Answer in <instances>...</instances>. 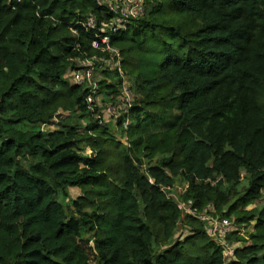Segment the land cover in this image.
Instances as JSON below:
<instances>
[{"label":"trees","instance_id":"obj_1","mask_svg":"<svg viewBox=\"0 0 264 264\" xmlns=\"http://www.w3.org/2000/svg\"><path fill=\"white\" fill-rule=\"evenodd\" d=\"M144 5L110 36L135 94L114 121L67 76L109 8L0 0V264H264V0ZM177 199L232 221L235 256Z\"/></svg>","mask_w":264,"mask_h":264},{"label":"built area","instance_id":"obj_2","mask_svg":"<svg viewBox=\"0 0 264 264\" xmlns=\"http://www.w3.org/2000/svg\"><path fill=\"white\" fill-rule=\"evenodd\" d=\"M98 3L109 8L113 14V19L110 22L103 23L100 30L104 34H97V38L92 41V48L98 54L83 59L80 65L81 68L68 73L67 76L74 83L87 84L89 89L87 101L90 104L97 103V106L102 109L104 119L116 121L129 111L135 100V94L130 81L124 74L123 55L119 49L111 45L110 36L126 28V25L133 18H137L144 13L145 0H98ZM84 25L87 29H95L97 26L96 17L90 16ZM99 69L117 70L122 78L117 92L110 96L112 100L107 103H104V96L98 93L100 88L98 85L100 79L97 77ZM169 196L177 197L173 192H170ZM177 202L179 209L183 212L206 222L207 233L222 246L223 254L227 260L235 256V249L239 247V244L227 240V236L235 230L232 221L213 215L215 210L212 205L200 211L194 206L193 200L177 199Z\"/></svg>","mask_w":264,"mask_h":264},{"label":"rangeland","instance_id":"obj_3","mask_svg":"<svg viewBox=\"0 0 264 264\" xmlns=\"http://www.w3.org/2000/svg\"><path fill=\"white\" fill-rule=\"evenodd\" d=\"M97 77H99L98 79H101V75H100V73L97 74ZM42 128H43V129H53L54 127H53V126H47V125H44V126H42ZM116 136H117L118 138H120V135H119V134H116ZM86 152H87V153H90V150L87 149ZM178 191H181V190L178 189ZM70 193H71L72 197L75 198V197H77L78 195L81 194V190L78 189V188H71V189H70ZM173 193H174V192H173ZM258 203H259L260 205L263 204V203H264V198L261 199ZM254 206H255V205L250 206L248 209H251V208H253ZM249 230H250V232L253 231V226H252V225L250 226ZM187 234H188V232L184 231L183 229H180V230L178 231V233H177V237L185 236V235H187ZM236 244H239V246H242L241 242H236Z\"/></svg>","mask_w":264,"mask_h":264}]
</instances>
